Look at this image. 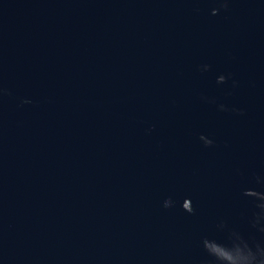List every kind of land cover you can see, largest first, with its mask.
Listing matches in <instances>:
<instances>
[{"label": "water", "instance_id": "1", "mask_svg": "<svg viewBox=\"0 0 264 264\" xmlns=\"http://www.w3.org/2000/svg\"><path fill=\"white\" fill-rule=\"evenodd\" d=\"M0 264H264V0H0Z\"/></svg>", "mask_w": 264, "mask_h": 264}, {"label": "clouds", "instance_id": "2", "mask_svg": "<svg viewBox=\"0 0 264 264\" xmlns=\"http://www.w3.org/2000/svg\"><path fill=\"white\" fill-rule=\"evenodd\" d=\"M220 7H226V5H225V4H221ZM206 143H207V142H206Z\"/></svg>", "mask_w": 264, "mask_h": 264}]
</instances>
